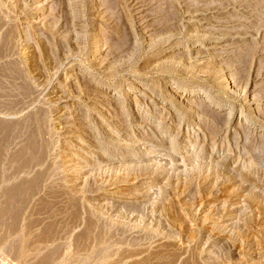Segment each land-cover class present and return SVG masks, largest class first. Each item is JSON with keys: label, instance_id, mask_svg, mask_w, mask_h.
<instances>
[{"label": "rangeland", "instance_id": "obj_1", "mask_svg": "<svg viewBox=\"0 0 264 264\" xmlns=\"http://www.w3.org/2000/svg\"><path fill=\"white\" fill-rule=\"evenodd\" d=\"M121 2L132 35L114 52L101 0H0V36L15 32L9 54L32 88L21 95L0 83V123L44 110L50 142L43 164L20 171L10 154L24 135L15 137L0 193L47 175L22 232L27 213L57 194L40 210L49 219L28 216H42L27 232L38 249L16 255L0 228V264H38L55 248V264H264V0H178L171 26L147 0ZM68 199L82 210L75 223ZM46 224L62 229L42 242Z\"/></svg>", "mask_w": 264, "mask_h": 264}, {"label": "bare ground", "instance_id": "obj_2", "mask_svg": "<svg viewBox=\"0 0 264 264\" xmlns=\"http://www.w3.org/2000/svg\"><path fill=\"white\" fill-rule=\"evenodd\" d=\"M63 1H65V0H63ZM88 1V0H87ZM102 2H103V5L105 6L104 8L106 9V11H107V13H109V15H111V18L113 19L111 22H113L112 23V26H111V29H110V31L108 32L109 34H108V40H109V42L108 43H110V44H108V45H110L109 47L115 52L116 50V52H118V49L120 50V48L122 49V48H124L125 46H127V43H129V40L131 39V35H132V28H130L129 29V27H131V25L132 24H130L131 23V21L129 22V26L127 27L126 26V23L127 22H125L124 21V17L121 15V14H124L125 13V11H124V13H121L120 14V12H119V6L121 5V4H123L124 2H121V0H101ZM148 1V3L152 6V8H153V11L155 12V14H157L159 17V22H160V25H163V26H168L170 23H172L173 24V22H175L174 20H176V19H178L177 18V9H176V7H175V3H176V1H178V0H147ZM224 1V0H223ZM91 2V1H90ZM61 3V2H60ZM209 3H213V1L211 2H207V3H205V4H209ZM221 3V2H220ZM57 4V3H56ZM59 4V3H58ZM204 4V5H205ZM213 4H215V3H213ZM218 4V3H217ZM95 5V4H94ZM210 5V4H209ZM62 6V5H61ZM92 6V5H91ZM90 6V7H91ZM211 6H212V4H211ZM215 6V5H214ZM58 7H60V5L58 6ZM63 7V6H62ZM65 7V6H64ZM89 7V6H88ZM96 7V6H95ZM205 7V6H204ZM66 8V7H65ZM57 9V8H56ZM90 9V8H89ZM92 9V8H91ZM91 9H90V11H91ZM61 10V9H60ZM64 10V9H63ZM94 9H92V11H93ZM58 11V10H57ZM89 11V12H90ZM63 12V11H62ZM68 12V11H67ZM66 12V13H67ZM65 13V12H64ZM68 14V13H67ZM66 14V15H67ZM179 14V13H178ZM60 15V14H59ZM63 16V15H62ZM125 16V15H124ZM59 17V16H58ZM65 17V16H64ZM63 18V17H62ZM69 17H66V18H64V19H68ZM75 19V18H74ZM125 19L127 20V17H125ZM62 20V19H61ZM70 20V19H69ZM68 20V21H69ZM108 20H110V17H109V19ZM0 21H2V20H0ZM72 21V20H71ZM173 21V22H172ZM4 22V21H3ZM2 22V23H3ZM1 23V22H0ZM56 23V22H55ZM69 23V22H68ZM174 25H177V24H175L174 23ZM1 26V25H0ZM4 26V25H3ZM170 26H171V24H170ZM174 27V26H173ZM53 29V28H52ZM15 30V29H14ZM131 30V31H130ZM16 31V30H15ZM51 32V31H50ZM14 33L15 32H13V31H11V29H9L8 30V32L6 31V34L3 36V37H1L0 36V44H2V47L0 46V57H5L6 55H8L9 53L11 54V53H15L16 51L15 50H13V47H14ZM1 35V34H0ZM47 39V38H46ZM96 40H98V39H96ZM100 40V39H99ZM98 42L99 41H97L96 42V44H98ZM12 44H13V46H12ZM16 44V43H15ZM47 44H50V43H48L47 42ZM14 49H15V47H14ZM49 50V49H48ZM12 51H15V52H12ZM121 51V50H120ZM52 52V51H51ZM9 54V55H10ZM16 54V53H15ZM14 55V54H13ZM13 55H10L9 57H10V60H8V62L6 63V61H7V58H8V56H6L4 59H6V61H5V63L6 64H3V65H5V66H3V65H1L2 67L0 68V83H1V85L2 84H4V83H9L8 84V86H11L12 87V85H13V87L14 86H16L17 88L15 89V90H20V94L22 95V93L23 94H25V95H27V93L29 94V92L32 90V88L30 87L29 88V85L31 84V82L29 81V77H28V69H27V71H25L24 72V70H26V67H24L23 66V68H24V70L21 68V66L20 65H22V64H24L23 62L21 63V64H19V62L21 61V60H16V59H19V58H15V56H13ZM17 55V54H16ZM12 57H14L12 60H11V58ZM2 59V58H1ZM244 59V58H243ZM2 60V61H3ZM1 61V62H2ZM3 61V62H4ZM19 61V62H18ZM0 62V63H1ZM241 65V64H240ZM6 83V84H7ZM11 83V84H10ZM1 85H0V87H1ZM7 86V87H8ZM32 86V85H31ZM3 87V86H2ZM11 87H9L8 88V90L11 88ZM12 87V88H13ZM5 88H6V86H5ZM14 89V88H13ZM31 89V90H30ZM6 90V89H5ZM15 92V91H14ZM18 92V91H17ZM2 94V93H1ZM15 94H16V92H15ZM17 95V94H16ZM20 95V96H21ZM24 95V96H25ZM17 96H19V95H17ZM17 96H15V97H17ZM28 96H31V95H28ZM27 96V97H28ZM13 97H14V93H13ZM26 97V98H27ZM25 99V98H24ZM44 111V110H43ZM38 112V113H36L35 115H32L31 117H29V120L28 121H26V120H23L22 121V124L21 125H16V124H4V123H0V181H2V180H4V178H5V176L6 175H4L5 174V172H3V171H5L6 170V168H4L5 167V165H3L4 163H5V161H6V157L7 156H9V154H7V149L9 150V148L11 147L10 145H11V143L12 144H15L16 142V140H15V137L16 136H22V135H24V136H22V137H24V143L22 144L21 143V147H20V149L16 152V153H14V152H12V155L10 154V157H11V159H12V161H11V164H12V162L13 161H15V164H16V162H18V167H17V169L18 170H20L21 171V169L22 170H24L25 168H27V167H30V166H32V165H34L36 162L38 163H42L43 162V160L45 161V159L47 158L46 156H47V152H48V145H49V137H46V133L48 134V131L46 130V128H47V122H49L48 121V118H47V122H45V120H46V117L47 116H45L46 115V113H44V112ZM212 113V112H211ZM217 114V113H216ZM220 114V113H219ZM214 115V114H213ZM28 118V117H27ZM218 118H219V116H218ZM220 120V119H219ZM218 120V121H219ZM25 121V122H24ZM24 122V123H23ZM210 122V121H209ZM211 122H212V120H211ZM17 123V122H16ZM45 123H46V127H45ZM213 123V122H212ZM20 124V123H19ZM217 124V123H216ZM213 125V124H212ZM211 127V126H210ZM216 127H217V125H216ZM50 129V128H49ZM48 129V130H49ZM213 132H214V129H213ZM219 133V132H218ZM20 136V137H21ZM51 136V135H50ZM16 139H17V137H16ZM22 140V139H21ZM53 140V139H52ZM260 140V139H259ZM12 141H14L15 143H13ZM18 141V140H17ZM261 141V140H260ZM23 142V141H22ZM52 143V142H51ZM12 147H14V146H12ZM52 148V147H51ZM262 148H263V145H262ZM50 150V149H49ZM14 151V150H13ZM50 152V151H49ZM261 152H263V151H261ZM9 153V152H8ZM14 153V154H13ZM52 154V153H51ZM50 154V155H51ZM262 154H264V153H262ZM264 156V155H263ZM53 157V156H52ZM262 157V156H261ZM50 158V157H49ZM7 159H9L10 160V158H7ZM51 160H53L52 158H50ZM263 159V158H262ZM50 160V161H51ZM7 162V161H6ZM43 164V163H42ZM50 164V163H49ZM47 165H48V163H47ZM47 165H45V166H47ZM52 165V164H51ZM54 165V164H53ZM4 166V167H3ZM8 166V165H7ZM10 166H12V165H10ZM14 166H17V165H14ZM35 166V165H34ZM49 166V165H48ZM42 167V166H41ZM50 167V166H49ZM53 167H56V166H53ZM5 169V170H2V169ZM8 168V167H7ZM16 168V167H15ZM34 168V167H33ZM46 168V167H45ZM14 169V168H13ZM51 169V168H50ZM17 170V171H18ZM26 170V169H25ZM36 170H38V169H36ZM35 170V172L37 173V171ZM52 170V169H51ZM54 170V169H53ZM58 170V169H57ZM8 171V170H7ZM45 172H47L46 170H44ZM9 172H11V171H9ZM8 172V173H9ZM12 172H13V170H12ZM12 172L10 173V174H12ZM25 172V171H24ZM41 172H43V170H41ZM40 172V170L38 171V174H36V176H35V174H34V176L35 177H33L32 179L30 178L29 180H28V178L26 179V180H22V181H20L19 182V180L22 178V176H21V178L20 179H18L17 180V182H14L12 185H10V187H8V188H6L5 190H3L1 193H0V228L2 227V229L3 228H5V231H4V237H2V238H5L6 237V239L7 238H9V241H8V243H10V244H6L7 246H8V250L10 249L11 251L13 250L15 253H16V255H19L21 252L23 253L24 251H26V250H28V249H31V248H33L34 249V247L36 246L35 244H33V241H30L29 239H31V238H29L28 237V235H27V232L29 231V233H30V231L32 230V229H35V228H38V227H35V225L37 224V226H38V224H39V221H41L42 220V216H40L41 217V219L39 220V221H37V217H35V219H34V217H28V216H30V215H38L39 216V213L40 212H42V211H40V210H42L43 209V207H45L49 202V204H50V206H51V201H53V199L56 197V195H55V197L53 196V198H52V200L50 201V198L49 197H47V198H49V199H47V200H49V202L45 205H43V207H41L42 209H40V206H38V208H39V210H38V208L35 210L34 208L32 209V211L28 214L27 213V218H31V221H29V224H28V226H27V232H25V231H21L20 229H22V227H21V222L23 221V219H24V217L26 218V212H27V207L29 206V202H30V200H32V197L38 192V191H40L41 190V188L43 187V183H44V181H45V179H46V177H47V175L46 174H44V173H41ZM53 172V171H52ZM8 173H6L7 175H9ZM17 173V172H16ZM15 172H14V174H16ZM27 173V172H26ZM31 173V172H30ZM49 173V172H48ZM51 173V172H50ZM59 173V172H58ZM13 174V175H14ZM19 174V173H18ZM17 174V175H18ZM56 174V173H55ZM63 174V173H62ZM52 175V174H51ZM61 175V174H60ZM59 175V176H60ZM15 176V175H14ZM58 176V175H57ZM58 176V177H59ZM13 177V176H12ZM31 177V176H30ZM52 177H54V176H52ZM63 176L61 175V178H62ZM7 178V177H6ZM49 179V178H48ZM48 179H47V181H48ZM5 180H8V179H5ZM55 180V179H54ZM54 180H52V181H54ZM58 180H60L59 178H58ZM16 181V180H15ZM58 182V181H57ZM61 183H63L62 181H60ZM49 183V182H48ZM55 183V182H54ZM47 185V184H46ZM52 185H53V183H52ZM62 185V184H61ZM56 186V185H55ZM49 187H50V185H49ZM48 187V188H49ZM63 189H64V187H62ZM47 190V189H46ZM51 190V189H50ZM52 190H53V188H52ZM62 190V189H61ZM48 191V190H47ZM65 191V190H64ZM70 191V190H69ZM49 192H51V191H49ZM48 192V193H49ZM39 193V192H38ZM52 193H53V191H52ZM65 193V192H64ZM69 193V192H68ZM63 194V193H62ZM42 195H43V193H42ZM52 195V194H51ZM61 195V194H60ZM71 195H72V193H71ZM63 196H64V194H63ZM38 197V196H37ZM67 197H69L68 195H67ZM34 198V197H33ZM39 198H40V196H39ZM57 198V197H56ZM55 198V199H56ZM59 199H60V197H58ZM71 198V197H70ZM38 199V198H37ZM44 199H45V197H44ZM64 199V198H63ZM40 200V199H39ZM70 202H68V206H69V209L72 207V216H73V218L71 219V220H73V222H74V220H79L80 218H82V217H80V215H81V211L82 210H80V208L78 207V205L77 204H75V202L73 201L72 202V200H70V199H68ZM67 200V201H68ZM41 201V200H40ZM59 201V200H58ZM65 201V200H64ZM66 201V202H67ZM39 202V201H38ZM54 202V201H53ZM56 202V201H55ZM59 203V202H58ZM64 203V202H63ZM32 204V206H33V202L31 203ZM43 204V203H42ZM42 204H41V206H42ZM48 204V205H49ZM60 204H62V203H60ZM39 205H40V202H39ZM47 205V206H48ZM52 205H53V203H52ZM54 205H55V203H54ZM57 205V204H56ZM59 205V204H58ZM65 206L64 207V205H62L60 208L62 209L61 211H63V209L64 208H66V207H68V206ZM84 206V205H83ZM49 207V206H48ZM53 207V206H52ZM58 207L59 206H57V209L56 210H59V212L58 213H60V209H58ZM62 207H64V208H62ZM31 208V207H30ZM44 209H47V208H44ZM44 209H43V211H44ZM68 209V208H67ZM31 210V209H30ZM48 210V209H47ZM66 210V209H65ZM46 211V210H45ZM54 212V211H53ZM53 212H51V213H53ZM43 213V212H42ZM41 213V214H42ZM47 213V212H46ZM45 213V214H46ZM44 214V213H43ZM43 215V216H48L47 214L46 215ZM48 214H49V211H48ZM54 214V213H53ZM61 214V213H60ZM88 214V213H87ZM86 213H85V215L86 216H88ZM57 215V214H56ZM55 215V216H56ZM66 215V214H65ZM69 215V214H68ZM68 215H67V217H68ZM83 215V214H82ZM52 216V215H51ZM58 216V215H57ZM60 216V215H59ZM62 216H64V215H62ZM70 216V215H69ZM71 216V217H72ZM85 216V217H86ZM61 217V216H60ZM80 217V218H79ZM32 218H33V220H32ZM39 218V217H38ZM48 218V217H47ZM57 218V217H56ZM55 218V219H56ZM64 218V217H63ZM62 218V219H63ZM88 218H90V217H88ZM88 218H86L87 220H88ZM93 218V216L88 220V222L86 221V224H87V226H86V231L84 230L83 231V234L81 233L80 235H82L81 237H84V240H85V238L87 237V239H86V241L88 240V236H91V234L93 235V232L90 234V232H91V230L93 231L94 229V220H93V222H92V219ZM43 219H45V218H43ZM49 219V218H48ZM47 219V220H48ZM51 219V218H50ZM54 219V220H55ZM70 219V218H69ZM30 220V219H29ZM46 220V219H45ZM46 220V221H47ZM53 220V223L55 222ZM60 220H61V218H60ZM64 220V219H63ZM82 220V219H81ZM6 223H5V222ZM57 221H59V220H57ZM67 221V220H66ZM38 222V223H37ZM42 222V221H41ZM52 221H50V222H45V223H47L48 225H49V223H51ZM64 222V221H63ZM44 223V222H43ZM52 223V224H53ZM70 223V222H69ZM75 223V222H74ZM78 224H79V222H77ZM5 224V225H4ZM47 224H46V227H45V229L43 230V232H41L42 233V235H43V237L40 239V241H42V239L44 238V237H48V239H49V236H51V235H55L56 233L58 234V231L55 233V229L54 228H56V230H59V229H62V228H59L58 226H56V227H53V225H56L57 223H54L53 225H50V226H48L47 227ZM60 224H61V222H60ZM27 225V224H26ZM43 225H45V224H42V226ZM58 225H59V223H58ZM66 225V224H65ZM64 225V226H65ZM72 225H74V224H72ZM71 225V227H74V226H72ZM80 225V224H79ZM23 227L25 226V225H22ZM63 226V227H64ZM69 226H70V224H69ZM35 227V228H34ZM39 227H40V225H39ZM59 229H58V228ZM96 227V226H95ZM67 228H68V226H67ZM70 229V228H69ZM68 229V230H69ZM84 229V228H83ZM97 228H95V230H96ZM41 230V231H42ZM60 231V230H59ZM67 231V230H66ZM65 231V232H66ZM24 232H25V234H24ZM33 231H31V233H32ZM61 232V231H60ZM68 232V231H67ZM31 233L29 234V236H31ZM36 233V232H35ZM34 233V234H35ZM101 233V232H100ZM13 234H15L17 237L16 238H14V239H11V237L10 236H12ZM33 234V233H32ZM40 234V233H39ZM38 234V235H39ZM63 234V233H62ZM90 234V235H89ZM103 234V233H102ZM2 235V234H1ZM14 235V236H15ZM42 235H40V236H42ZM61 235V234H60ZM64 235V234H63ZM100 236H103V235H101V234H99ZM100 236H98V235H96L95 236V238H99V240L102 238L103 240H104V237H101L100 238ZM104 236H105V234H104ZM58 237V236H57ZM109 237V236H108ZM107 237V238H108ZM112 237V236H111ZM0 238H1V236H0ZM32 238H34L33 237V235H32ZM39 238V237H38ZM50 238H52V236L50 237ZM64 238V237H63ZM79 238V237H78ZM101 239V240H102ZM1 240V239H0ZM5 240V239H4ZM45 240V239H44ZM44 240L42 241V242H44ZM78 240V239H77ZM81 240V239H80ZM91 240V239H90ZM92 240H95V239H93V237H92ZM97 240V239H96ZM99 240H97V242L99 241ZM111 240V239H110ZM7 241V240H6ZM38 241V244H39V239L38 240H36V242ZM52 241H53V239H52ZM58 241H59V239H58ZM82 241H83V239H82ZM82 241H81V243H82ZM109 241V240H108ZM49 242V241H48ZM60 242V241H59ZM79 242V241H78ZM102 241H99L98 243H101ZM107 242V241H106ZM54 243V242H53ZM76 243V242H75ZM74 243V244H75ZM84 243H86V242H84ZM37 244V243H36ZM44 244V243H43ZM47 244V243H46ZM79 244H80V242H79ZM1 245V244H0ZM3 245V244H2ZM5 245V246H6ZM34 245V246H33ZM40 245V244H39ZM50 245V246H49ZM53 245V244H52ZM51 244H48V249H49V247H52L53 248V246H52ZM57 245H59L58 243H57ZM61 245V244H60ZM59 245V246H60ZM83 245V244H82ZM85 245V244H84ZM91 245V244H90ZM102 245V244H101ZM110 245V244H109ZM108 245V246H109ZM33 246V247H32ZM46 246V245H45ZM54 246H55V244H54ZM80 246H81V244H80ZM88 246V245H87ZM86 246V247H87ZM56 247V246H55ZM58 247V246H57ZM64 247V246H63ZM83 247V246H82ZM81 247V248H82ZM104 247H107V244H106V246L104 245ZM109 247H111V246H109ZM108 247V248H109ZM7 248V247H6ZM35 248H37V246L35 247ZM66 248H68V247H66ZM85 248V247H84ZM100 248V247H99ZM102 248V247H101ZM38 249V248H37ZM46 249H47V247H46ZM51 249V248H50ZM62 249V248H61ZM83 249V248H82ZM102 249H104V248H102ZM32 250V249H31ZM43 250V249H42ZM63 250V249H62ZM71 251H72V249H70ZM107 250V249H106ZM87 251V250H86ZM101 251V250H100ZM100 251H99V255H100ZM28 252V251H27ZM67 252V251H66ZM73 252V251H72ZM71 252V253H72ZM113 252V251H112ZM60 253V251L57 249V248H55V249H53V250H50L49 252H47V254L46 255H44L43 257H42V259H40L39 261H38V264H55L56 263V254H59ZM103 253H105V251L103 252ZM170 253V252H169ZM197 253V252H196ZM24 254V253H23ZM42 254V253H41ZM98 254V253H97ZM106 254V253H105ZM104 254V255H105ZM112 254V253H111ZM165 254V253H164ZM191 254V253H190ZM189 254V255H190ZM21 255V254H20ZM63 255V254H62ZM80 254L78 253V256H79ZM82 255V254H81ZM90 255V254H89ZM92 255V254H91ZM194 255V254H193ZM199 255V254H198ZM197 255V256H198ZM14 256V255H13ZM30 256H31V254H30ZM67 256V255H66ZM65 256V257H66ZM112 256V255H111ZM117 256V255H116ZM180 256V255H179ZM19 257V256H18ZM29 257V256H28ZM60 257V256H59ZM72 257H74V256H72ZM94 257V256H93ZM99 257V256H98ZM101 257V256H100ZM171 257V256H170ZM196 257V256H195ZM195 257H194V259H195ZM199 257V256H198ZM36 258V257H35ZM67 258V257H66ZM80 258V257H79ZM78 258V259H79ZM89 258V257H88ZM91 258V257H90ZM102 258H103V256H102ZM109 258V257H108ZM173 258V257H172ZM191 258V257H190ZM193 258V257H192ZM26 259V258H25ZM24 259V260H25ZM30 259V258H29ZM34 259V258H33ZM58 259V258H57ZM73 259V258H72ZM84 259H86V258H84ZM84 259H82V260H84ZM21 260V259H20ZM63 260H65L66 261V259H63ZM70 260V259H69ZM90 260V259H89ZM112 260V259H111ZM186 260H188V258L186 259ZM185 260V261H186ZM199 260V259H198ZM33 261V260H32ZM72 261H75V260H72ZM99 261V260H98ZM115 261V260H114ZM169 261V263L170 262H172V261H170V260H168ZM174 261V260H173ZM190 261V260H189ZM192 261V260H191ZM200 261V260H199ZM198 261V263H200ZM202 261V260H201ZM23 262V261H22ZM26 262H27V259H26ZM89 262H91V261H89ZM108 262V261H107ZM123 262V261H122ZM166 262V261H165ZM188 262V261H187ZM30 263V262H29ZM58 263V262H57ZM76 263V262H75ZM79 263H82L81 261H79ZM88 263V262H87ZM112 263V262H111ZM120 263V262H119ZM118 263V264H119ZM189 263V262H188ZM198 263H196L195 261L194 262H192L191 264H198ZM83 264H86V261H85V263L83 262ZM95 264V263H94ZM98 264V263H97ZM100 264V263H99ZM113 264V263H112ZM163 264V263H162ZM175 264V263H174ZM177 264V263H176ZM201 264V263H200Z\"/></svg>", "mask_w": 264, "mask_h": 264}]
</instances>
